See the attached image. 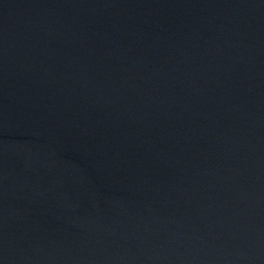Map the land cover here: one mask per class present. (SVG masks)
Wrapping results in <instances>:
<instances>
[{
	"label": "water",
	"instance_id": "obj_1",
	"mask_svg": "<svg viewBox=\"0 0 264 264\" xmlns=\"http://www.w3.org/2000/svg\"><path fill=\"white\" fill-rule=\"evenodd\" d=\"M0 264H264V0H0Z\"/></svg>",
	"mask_w": 264,
	"mask_h": 264
}]
</instances>
